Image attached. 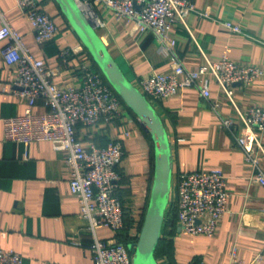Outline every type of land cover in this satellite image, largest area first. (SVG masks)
Here are the masks:
<instances>
[{
	"label": "crops",
	"instance_id": "0c3cea01",
	"mask_svg": "<svg viewBox=\"0 0 264 264\" xmlns=\"http://www.w3.org/2000/svg\"><path fill=\"white\" fill-rule=\"evenodd\" d=\"M40 1L60 26L57 36L44 44L36 40L16 0H0V7L23 35L31 52L46 60L56 83L79 85L80 59L75 58L65 66L59 52L82 41L56 0ZM194 3L198 10L208 11L210 15L193 12L188 16L187 23L195 39L186 27H175L177 44L173 56L189 69L201 65L203 52L212 58L228 54L264 66V0H194ZM224 19L240 23L243 32L224 28L221 24ZM106 21L107 27L99 33L106 38L112 55L135 85L142 75L171 69L172 55L160 51L154 33L131 31L129 25L115 20L111 13L106 15ZM2 46L0 43V50ZM87 60L93 61L89 56ZM16 76L17 67L6 63L0 52V248L20 252L24 264H94L90 249L93 235L87 219L80 215L78 197L71 192L70 170L63 153L51 141L35 142L27 150L22 143L4 137V119L23 114L26 109L25 100L15 93ZM211 89L216 98L214 81ZM235 96L243 110L263 104L264 77L248 86L237 85ZM219 100L223 114H232L227 99ZM154 106L169 134L174 175L201 167L220 168L227 176L230 193L227 213L213 236L187 235L174 217L166 216L158 246L159 262L264 264V186L253 179V169L233 133L222 125L210 101L195 87ZM42 109L39 99L36 111ZM129 113L132 120L126 116L109 125L78 126V135L86 144L105 145L113 138L124 142L125 156L119 167L123 177L117 194L125 202L127 227L122 235H115L109 227H101L97 232L100 238L128 244L140 234L144 222L155 159L150 133L138 123L131 109ZM127 128L131 129L129 137L124 134ZM73 237L79 238L81 244L74 243Z\"/></svg>",
	"mask_w": 264,
	"mask_h": 264
},
{
	"label": "built area",
	"instance_id": "2783aa9c",
	"mask_svg": "<svg viewBox=\"0 0 264 264\" xmlns=\"http://www.w3.org/2000/svg\"><path fill=\"white\" fill-rule=\"evenodd\" d=\"M78 2L98 31L107 27L106 15L111 13L115 20L129 25L131 31L154 33L160 51L172 55V67L167 72L151 71L142 75L136 86L153 104L167 101L189 87L199 89L221 118L222 125L235 136L246 162L253 169V179L264 186V103L243 110L235 96L237 85L248 86L264 77V66L234 59L228 54L212 58L203 52L201 65L189 69L173 56L177 44L173 34L175 27H186L195 39L187 23L188 16L193 12L200 16L210 15L208 11L198 10L194 0ZM16 6L30 22L38 43L50 42L57 36L60 26L40 0H16ZM221 24L231 32H243L238 22L224 19ZM101 37L108 44L106 38ZM0 43H3L0 52L4 61L17 67L14 83L18 89L15 93L26 102L23 114L4 119L5 139L22 143L27 150L35 142L51 141L65 157L70 170L71 192L78 197L80 215L87 219L93 235L90 249L94 264H134L128 243L100 238L97 232L101 227H109L115 235H122L127 227L125 202L117 194L123 177L119 167L125 156L124 142L113 138L105 145L86 144L78 135L79 125H109L126 116L132 120L130 108L96 64L93 65L94 60H91L93 63L87 60V56L93 58L83 42L66 46L59 52L65 66L75 58L80 59L82 82L79 85L56 83L46 60L31 52L23 35L1 7ZM212 81L217 85L216 98L211 89ZM220 97L227 99L232 114H223ZM39 99H42L43 109L36 111ZM135 119L143 126L137 115ZM124 134L129 137L131 129L127 128ZM227 180L220 168L201 167L175 173L178 199L171 201L169 208L175 204L176 222L183 233L215 235L228 210ZM72 241L81 244L79 238L73 237ZM0 264H24V258L15 249L0 248ZM197 264L209 263L199 260Z\"/></svg>",
	"mask_w": 264,
	"mask_h": 264
},
{
	"label": "water",
	"instance_id": "95a60500",
	"mask_svg": "<svg viewBox=\"0 0 264 264\" xmlns=\"http://www.w3.org/2000/svg\"><path fill=\"white\" fill-rule=\"evenodd\" d=\"M56 1L107 81L142 120L153 140L155 159L150 199L139 237L128 246L134 255V264H161L156 252L166 211L170 202L178 199L172 145L165 123L151 100L126 76L78 0Z\"/></svg>",
	"mask_w": 264,
	"mask_h": 264
},
{
	"label": "trees",
	"instance_id": "16d2710c",
	"mask_svg": "<svg viewBox=\"0 0 264 264\" xmlns=\"http://www.w3.org/2000/svg\"><path fill=\"white\" fill-rule=\"evenodd\" d=\"M96 64V63H95ZM96 67L98 68V66L96 65ZM99 69V68H98ZM100 70V69H99ZM174 203L172 204V206L170 207V214H169V216H172V217H174L175 218V220H176V217H175V208H174ZM138 238L136 237V238H134V239H132V241H136ZM160 243H161V241H160ZM159 243V244H160ZM158 255H159V253H158V249H157V252H156V256L158 257Z\"/></svg>",
	"mask_w": 264,
	"mask_h": 264
},
{
	"label": "rangeland",
	"instance_id": "374dc122",
	"mask_svg": "<svg viewBox=\"0 0 264 264\" xmlns=\"http://www.w3.org/2000/svg\"><path fill=\"white\" fill-rule=\"evenodd\" d=\"M170 214V208L168 207L167 211H166V216H169Z\"/></svg>",
	"mask_w": 264,
	"mask_h": 264
}]
</instances>
